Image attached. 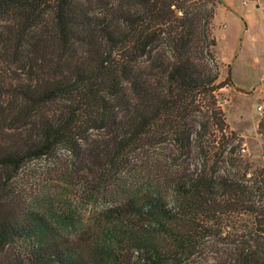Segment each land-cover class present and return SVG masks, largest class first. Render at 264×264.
<instances>
[{"label": "trees", "instance_id": "16d2710c", "mask_svg": "<svg viewBox=\"0 0 264 264\" xmlns=\"http://www.w3.org/2000/svg\"><path fill=\"white\" fill-rule=\"evenodd\" d=\"M220 3L0 0V62L22 73L0 82V121L25 133L0 148L2 171L64 149L94 156L99 189L112 182L116 195L90 246L66 233L70 222L2 199L0 264H118L124 251L130 264H186L209 244L224 259L199 264H264V167L246 178L218 100ZM169 142L171 164L158 159ZM196 149L195 169L177 164ZM222 156L236 170L220 172ZM134 157L148 170L141 181L123 176Z\"/></svg>", "mask_w": 264, "mask_h": 264}, {"label": "rangeland", "instance_id": "374dc122", "mask_svg": "<svg viewBox=\"0 0 264 264\" xmlns=\"http://www.w3.org/2000/svg\"><path fill=\"white\" fill-rule=\"evenodd\" d=\"M220 2L213 21V35L217 41L215 56L219 64V82L228 84L218 91V100L226 116L228 131H234L241 139L240 158L251 167L246 175L249 178L252 171L264 167V0H251L247 5H243L242 0ZM21 74L16 65L0 62V82L9 84ZM259 107H262L261 111ZM9 124L5 119L0 121V148L25 134L11 129ZM102 135L97 131L88 133L92 141ZM82 146L87 145L83 142ZM166 148L158 159L168 154L166 162L171 164L176 157L173 142L167 143ZM93 157L75 159L66 150L59 149L51 157L28 161L17 174L8 169L2 171L0 166V201L12 198L15 204L20 201V206L39 208L52 215V219L70 222L66 233L80 236L87 245H93L105 226L102 212L116 199L112 182L106 191L102 187L99 189L102 183ZM183 159L177 164L182 163L191 172L201 162V151L196 149L181 162ZM131 164L133 167L126 169L123 176L144 179L148 171L143 167L146 164L135 157L131 158ZM219 168L220 172L236 170L224 156ZM148 169H151L150 165ZM133 172L135 175H130ZM222 248V245H216L214 251L209 244L204 258L202 255L186 264L222 260ZM132 256L131 251H124L118 264H130Z\"/></svg>", "mask_w": 264, "mask_h": 264}, {"label": "built area", "instance_id": "2783aa9c", "mask_svg": "<svg viewBox=\"0 0 264 264\" xmlns=\"http://www.w3.org/2000/svg\"><path fill=\"white\" fill-rule=\"evenodd\" d=\"M250 1L251 0H242V4L243 5H247ZM258 110L261 111L262 110V107H259Z\"/></svg>", "mask_w": 264, "mask_h": 264}, {"label": "crops", "instance_id": "0c3cea01", "mask_svg": "<svg viewBox=\"0 0 264 264\" xmlns=\"http://www.w3.org/2000/svg\"><path fill=\"white\" fill-rule=\"evenodd\" d=\"M246 21V20H245Z\"/></svg>", "mask_w": 264, "mask_h": 264}]
</instances>
